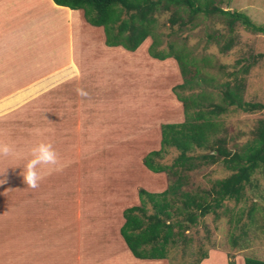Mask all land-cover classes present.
I'll use <instances>...</instances> for the list:
<instances>
[{
	"label": "rangeland",
	"instance_id": "rangeland-1",
	"mask_svg": "<svg viewBox=\"0 0 264 264\" xmlns=\"http://www.w3.org/2000/svg\"><path fill=\"white\" fill-rule=\"evenodd\" d=\"M216 4L223 9L244 11L257 24L264 25V0H216ZM181 14L186 18V13ZM168 17L167 11L156 13L153 36L158 40L157 49L169 51L170 44L174 43L197 59L191 65L190 75H193L192 78L196 75L193 85L179 89L182 95H196L203 90L207 93L204 105L209 101L221 103L225 83L229 81L232 87L242 81V100L264 104L263 33L253 32L240 23L230 32L224 16L218 13L199 14L182 28L177 24L171 28ZM83 22L87 28L91 26L85 20ZM101 28L97 31L105 37L104 28ZM70 32L63 21L57 30L63 44L64 38L70 37ZM91 35L85 28L79 34H73L81 41L80 45H76L77 52L115 53L120 59L126 54L127 63L133 58L130 55L136 56L137 53L138 59H143L144 54L150 55L152 37L131 51L122 46L110 48L102 35ZM230 38L234 42L232 48L222 51L221 45ZM55 39L49 38L47 41L51 44L47 42L48 45H52ZM152 58L153 81H157L158 88H162V95L158 99L152 96V103H145L149 96H143L145 107L142 106V114L138 109L128 111L125 127L121 129L118 128L123 123L120 116L100 113L99 105L90 102L81 119V132L76 126L77 110L68 121L63 119L55 124L53 113L59 108L54 103L50 106L49 100L61 89L43 95L37 92L29 98L19 99L13 107H0V141L14 145L18 154L15 158H0V170L17 163L22 165L30 149L42 141L52 144L63 164L59 171L46 172L35 189L26 186L21 175L23 168L19 165L9 166L0 173V179L4 180L0 183V264H12V260L5 258L7 255L22 256L14 263L26 259L33 263L51 258L58 264H79L80 261L88 264L86 258L93 246H107V231L112 230L120 242L124 241L120 233L125 222L124 210L141 204V189L159 193L173 182L174 177L167 172L156 173L147 168L143 158L150 151L160 148L162 122L183 121L181 102L175 93L179 103L170 101L172 95L165 93L164 88L181 84L184 77L178 63L172 73V67L175 68L172 57L158 58L157 61L156 57ZM252 60L256 61L249 72L244 73L242 68ZM164 61L167 64L163 67ZM160 69L163 73L158 71ZM201 76L203 80L199 79ZM138 77L132 76L137 84L140 83ZM21 89L0 88V101L16 95ZM168 89L165 91L168 92ZM92 98L96 99L95 96ZM112 109L115 113L116 109ZM129 114L135 118L131 119ZM263 118L264 108L245 111L231 105L215 119L220 121L221 134H226L228 146L234 151L253 138L257 123ZM150 121L153 126L149 127ZM124 129L127 137L124 136ZM202 151L198 148L195 154ZM177 154L175 148H169L162 161L170 165ZM230 173L222 162L206 164L188 172L185 188L209 189L215 180ZM245 192L240 202L225 200L218 214L200 216L196 223L183 231L182 238L176 237V243L168 244V264H195L204 251L208 257L200 264H246L248 257L264 260L263 169L254 173ZM176 205L182 206L180 197ZM152 212V203L148 202L147 214ZM176 218L184 220V215L178 213ZM173 221L175 219L168 220ZM177 230L178 227H174V231ZM78 255L82 257L78 259Z\"/></svg>",
	"mask_w": 264,
	"mask_h": 264
},
{
	"label": "trees",
	"instance_id": "trees-1",
	"mask_svg": "<svg viewBox=\"0 0 264 264\" xmlns=\"http://www.w3.org/2000/svg\"><path fill=\"white\" fill-rule=\"evenodd\" d=\"M54 1L71 9H82L87 22L104 28L107 45L122 46L135 51L148 37H152L149 54L159 59L173 57L180 66L184 81L173 86L172 90L183 105L184 119L177 122H162L160 148L150 151L143 158L147 168L156 173L167 172L174 180L159 193L141 189V204L124 210L125 222L120 228L127 247L136 258H168V244L176 243V237H181L183 231L196 223L200 216L218 214L217 211L225 200L234 199L240 202L246 195V187L252 181L254 173L258 169L264 170V118L258 121L253 138L234 151L228 146L226 134H221L220 121L215 119L231 105L252 111L263 109L264 104L242 100V81L232 87L229 81L225 83L221 103L209 101L204 105L207 93L203 90L196 95H182L179 89L184 90L193 85L196 75L193 78V75H190L191 65L196 63L197 59L190 57L183 49L177 48L174 43L170 44L169 51L157 49L158 40L153 36L156 13L167 11L171 28L175 24L179 28L186 27L199 14L217 13L224 16L230 32L234 31L237 23H240L253 32L264 34V25L257 24L244 11L223 9L216 4V0ZM181 13H186V18ZM233 43L232 38L224 42L221 45L222 51H229ZM203 59L206 60V57ZM255 61L248 62L242 68L244 73L249 72ZM199 79L204 78L201 76ZM41 89L23 88L16 95L2 99L0 107H13L19 99L29 98L39 93ZM169 148L178 151L170 165L162 161ZM198 148L203 151L195 154ZM218 162H222L231 171L228 176L215 180L209 189L185 188L188 184V172ZM178 197L182 200V206L176 205ZM148 202L152 203L153 212L147 214ZM175 213L184 215V220H177L176 215L173 218ZM174 219L175 221L168 222ZM174 227H178V230L174 231ZM207 257L206 251L201 252V257L195 264H200ZM246 264H264V260L248 257Z\"/></svg>",
	"mask_w": 264,
	"mask_h": 264
},
{
	"label": "crops",
	"instance_id": "crops-1",
	"mask_svg": "<svg viewBox=\"0 0 264 264\" xmlns=\"http://www.w3.org/2000/svg\"><path fill=\"white\" fill-rule=\"evenodd\" d=\"M83 14L81 9H71L57 4L54 0H0V88H42L40 95L49 91L56 93L61 89L60 92L52 94L53 98L49 100L50 106L54 103L59 108L53 113L55 124L63 119L68 121L77 110L76 126L81 132V119L89 107L87 103L90 102L99 105L100 113L120 116L123 123L118 128L121 129L125 127L128 111L138 109L142 114L143 104L152 103V96L158 99L162 95V88H158L157 81H153V58L144 54L143 59H138L136 53V56L130 55L134 59L132 58L129 64L126 54L123 55L124 59H120L115 53L77 52L76 45H80L81 41L73 37V34H79V31L85 28L93 37L102 35L97 31L101 26H93L86 21ZM84 20L91 25L89 28L84 24ZM63 21L73 33L70 32V37L64 38V44L63 39L61 42L57 36L58 27H61ZM53 37L56 39L52 45H48L50 42L47 40ZM102 39L105 41L103 35ZM162 63L163 67L167 64L166 61ZM172 64H177L173 57ZM171 70L172 73L175 72L176 66ZM158 71L163 73L162 69ZM133 75L139 76L137 79L140 83L133 81ZM78 89H83L86 95H80ZM166 89L168 88H164V92L170 93L172 97H169V100L174 102L176 99L172 88L168 89V92ZM143 96H149L145 103L142 101ZM181 106L183 107L182 103ZM112 108L116 109L115 113ZM129 116L131 119L135 118L132 114ZM150 117L152 118V115ZM155 125L157 126V123ZM148 126H153V122L150 121ZM124 136L127 137L126 129ZM105 234L109 236L105 237L107 246H93L89 250L91 257L88 254L86 258L88 264H161L162 261L163 264L169 263L166 258H136L123 241L124 238L123 242H120L118 235L112 230ZM119 242L123 244L120 245ZM81 257L82 255H78V259ZM5 258L12 260V264H58L51 258H39L40 261L33 263L27 259L14 263V260L22 259L20 255H7ZM79 264H82V261Z\"/></svg>",
	"mask_w": 264,
	"mask_h": 264
},
{
	"label": "clouds",
	"instance_id": "clouds-1",
	"mask_svg": "<svg viewBox=\"0 0 264 264\" xmlns=\"http://www.w3.org/2000/svg\"><path fill=\"white\" fill-rule=\"evenodd\" d=\"M80 95H86L83 89H78ZM17 150L14 145L0 141V158L3 157H17ZM21 166V175L23 181L28 188L35 189L39 186L43 175L46 172L59 171L63 167L57 152L53 148L50 142H39L30 149V153L27 158H24V163L21 165L9 166ZM8 166V167H9ZM8 167L0 170L3 173ZM0 183H4V180L0 179Z\"/></svg>",
	"mask_w": 264,
	"mask_h": 264
}]
</instances>
